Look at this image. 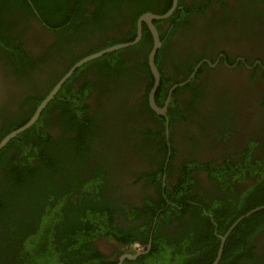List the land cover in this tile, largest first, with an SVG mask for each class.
<instances>
[{"label": "flooded vegetation", "instance_id": "flooded-vegetation-1", "mask_svg": "<svg viewBox=\"0 0 264 264\" xmlns=\"http://www.w3.org/2000/svg\"><path fill=\"white\" fill-rule=\"evenodd\" d=\"M175 1L169 17L152 22L161 42L155 66L167 87L161 100L159 84L154 102L158 108L165 107L163 114L151 108L148 94L153 82L148 89L149 80L138 65L152 44L147 47L141 43L140 49L126 57L121 76L99 80L89 70H82V76L95 85L82 102L102 136L85 157L84 167L93 169L96 164L103 170L104 160H112L114 168L107 169L110 173L104 180L112 192L110 198L117 203L114 226L123 231L130 227L141 236L145 230L142 223L149 222L153 215L151 233L155 231L166 249L175 244L182 247L191 235V227L199 226V222H192L189 210L182 212L174 204L179 199H183L181 204L186 202L202 212L221 201L229 206L232 216L245 204L264 173V0H149L150 10L141 15H163ZM153 4L168 9L159 14ZM94 8L88 4L86 9L91 12ZM121 12V18L115 13V23L107 30L86 31L88 42L82 41L80 47L107 48L111 39H127L132 16L126 6ZM14 19V15L9 16L4 25V35L10 37L12 45L4 49L0 41V133L33 108L34 100L47 92L71 59L67 41L59 45L58 53L51 48L58 39L44 24L30 17ZM13 46L25 55L14 52ZM78 47L75 45L74 54L80 52ZM130 58L138 69L131 76L126 73ZM78 79L71 83L74 91L81 77ZM175 85L180 86L168 96ZM108 128L113 133H108ZM53 129L52 135L58 133V128ZM160 174L158 190L153 179L158 181ZM180 181L186 185L187 195L175 190ZM161 198L166 204L156 205ZM146 202L151 203V209L144 214ZM169 205L178 206L182 213L168 209ZM195 207L189 209L195 211ZM134 208L144 216L129 217ZM152 243V237L144 245L130 243L118 259L123 254L139 253L133 259L136 261L151 250ZM208 243L211 249L214 242ZM252 243L258 256L255 261L264 264V223L252 235ZM94 248L108 257L117 251V246L104 238L95 240ZM203 253L205 261L208 254Z\"/></svg>", "mask_w": 264, "mask_h": 264}, {"label": "trees", "instance_id": "trees-1", "mask_svg": "<svg viewBox=\"0 0 264 264\" xmlns=\"http://www.w3.org/2000/svg\"><path fill=\"white\" fill-rule=\"evenodd\" d=\"M148 1L0 0V41L4 49L12 45L10 37L4 35V25L9 16L14 15V21L18 17H30L44 24L58 39L51 46L55 53L61 50L59 45L67 41L66 51L71 56L68 64H65V70L56 76L47 92L34 100L33 108L20 116L19 121L0 133V140L30 119L36 107L73 64L88 54L106 48H92L94 45L80 47L82 41L88 42L86 31L95 33L96 29L107 30L115 23L114 18L106 19L108 15L116 13L121 18V8L126 6L132 16V30L127 39L116 42L111 39L112 42L107 45L131 42L136 34V18L150 10L147 7ZM138 2H142L146 8L143 9L144 6ZM88 4L95 6L91 12L86 9ZM153 6L158 9L156 13L159 14L168 9H159L157 4ZM10 25L13 29L14 24ZM141 43L147 47L152 44L151 34L146 26L137 44L108 53L79 67L47 104L37 122L0 151V264H117L118 254L126 251L125 246L136 241L144 245L151 237L153 243L147 254L136 261L125 259L121 264H211L220 243L217 235L222 236L236 219L249 210L264 205L262 173L261 182L251 189L245 204L232 216L229 215V206L221 201L207 207L206 212L197 210L186 202L181 204L183 199L174 203L181 207L182 212L189 210L192 222H199L198 227H191V235L183 242L182 247L175 244L171 249H166L165 244L158 240L155 231L151 233L153 215L149 222L142 223L145 230H142L141 236L133 233L130 227L123 231L114 226L117 203L114 198H110L112 192L108 190L110 187L106 188L104 180L114 168L113 161L105 159L103 163L106 168L103 170H99L96 164L93 169L84 167L87 160L85 157H88L96 139L102 136L97 122L86 111L88 106L82 102L83 96L95 87L92 82L87 81L88 78L82 76V70H89L99 80L116 74L121 76L125 71L126 57L140 49ZM75 45L79 46L78 54L73 53ZM6 50L10 56H14L13 51ZM15 51L25 55L21 48H15ZM129 63L126 73L131 76L138 69L134 59L130 58ZM138 65L148 78L150 89L153 78L147 64V51ZM78 76L81 80L77 91H74L71 83ZM160 81L158 91L160 99L163 100L167 87L163 78ZM55 127L58 128V133L52 135ZM108 133H113V129L108 128ZM169 171L165 172L167 177ZM94 172L98 174L95 176ZM160 176L161 174L158 181L153 179L158 190L162 183ZM181 182L180 187L175 190L187 195L186 185ZM165 204L162 198L156 203L158 206ZM178 206L169 205L168 209L180 214L182 212ZM190 207H195L196 210L193 211ZM144 209V214L150 211L151 203L146 202ZM139 212L140 209L134 208L129 217L144 216L141 213L139 215ZM158 216H161L160 213ZM263 223L264 210L243 219L227 237L218 264H257L255 260L258 256L254 252L252 235ZM100 238L117 246L113 256L108 257L94 248L95 240ZM209 241L214 242L211 249L208 248ZM165 252L168 253L166 261ZM203 252L208 254L205 261ZM151 253L153 254L148 260H144ZM152 258L158 261L151 263ZM178 258H183L181 263L177 262Z\"/></svg>", "mask_w": 264, "mask_h": 264}, {"label": "water", "instance_id": "water-1", "mask_svg": "<svg viewBox=\"0 0 264 264\" xmlns=\"http://www.w3.org/2000/svg\"><path fill=\"white\" fill-rule=\"evenodd\" d=\"M175 5H176V1L174 2L173 8L168 10L163 15H155V14L150 13V12H147V13H144L143 15H140L136 20V34H135L134 39L131 42L119 43V44H115V45L109 46L107 48L101 49L95 53L89 54V55L81 58L75 64H73L67 71L64 72V75L58 80V82L52 87V89L49 91V93L40 102V104L37 106L36 110L34 111L33 115L30 117V119L25 124H23L22 126L17 128L16 130H13L12 132L8 133L6 136H4L0 140V151L9 143L10 140L17 137L20 133L24 132L25 130H27L28 128H30L31 126H33L37 122V120L39 119L42 111L45 109L47 104L54 99V97L56 96L58 91L61 89L63 84L73 75V73L79 67H81L82 65H84V64H86L92 60L98 59V58H100V57H102L108 53H111V52H114V51H117V50H120V49H123V48L137 44L140 41L141 36H142L143 24L147 26V28L151 34V38H152V45H151V48H150L148 55H147V64H148L149 70H150L152 77H153V86L149 91L148 100H149V104H150L151 108L155 112H157L158 114H163L165 107L163 109L158 108L154 102L155 101L154 96H155L156 90L160 84V74H159L157 67L155 66V57H156V53H157L158 49L161 47V42H160L158 31L152 22L155 20H157V21L163 20V19L169 17L172 14L173 9L175 8ZM178 86H180V85H175L174 87H172V89L169 91L168 96H170L172 93V90H174ZM168 102H169V98L167 99L165 105H167ZM261 210H264V205L251 209L246 214H244L243 216L236 219L231 224V226L228 228V230L222 236H219V238H220L219 249L217 251L216 257L214 258V260L212 261L211 264H218L219 263L220 258L222 256V252H223V248H224V244L226 242V239L231 234V232L234 230V228H236V226L243 219H245V218L253 215L256 212L261 211ZM102 247L103 246H101V249L104 248V247L103 248ZM104 253H106V252H104ZM138 255H139V253L123 254L119 257L117 264H121L125 259L133 260Z\"/></svg>", "mask_w": 264, "mask_h": 264}, {"label": "rangeland", "instance_id": "rangeland-1", "mask_svg": "<svg viewBox=\"0 0 264 264\" xmlns=\"http://www.w3.org/2000/svg\"><path fill=\"white\" fill-rule=\"evenodd\" d=\"M113 17H117V15H116L115 13H113V14H111V15H108V18H106V19H111V18H113ZM164 256H165V261L168 260V259H167V257H168V253L165 252V255H164ZM182 260H183V258H178V259H177V262H178V263H181ZM156 262H157V261L154 260V261H152L151 263H156ZM164 264H168V263L165 262Z\"/></svg>", "mask_w": 264, "mask_h": 264}, {"label": "clouds", "instance_id": "clouds-1", "mask_svg": "<svg viewBox=\"0 0 264 264\" xmlns=\"http://www.w3.org/2000/svg\"><path fill=\"white\" fill-rule=\"evenodd\" d=\"M133 246H135V245H133Z\"/></svg>", "mask_w": 264, "mask_h": 264}]
</instances>
